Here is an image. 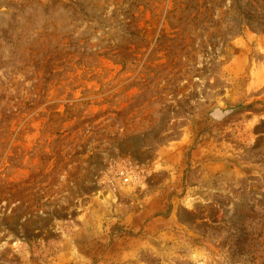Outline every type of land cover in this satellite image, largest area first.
I'll use <instances>...</instances> for the list:
<instances>
[{"label":"rangeland","instance_id":"374dc122","mask_svg":"<svg viewBox=\"0 0 264 264\" xmlns=\"http://www.w3.org/2000/svg\"><path fill=\"white\" fill-rule=\"evenodd\" d=\"M0 264H264V0H0Z\"/></svg>","mask_w":264,"mask_h":264},{"label":"water","instance_id":"95a60500","mask_svg":"<svg viewBox=\"0 0 264 264\" xmlns=\"http://www.w3.org/2000/svg\"><path fill=\"white\" fill-rule=\"evenodd\" d=\"M229 112V110H225V111H218L215 110L210 114V117L214 120H221L225 115H227V113Z\"/></svg>","mask_w":264,"mask_h":264},{"label":"built area","instance_id":"2783aa9c","mask_svg":"<svg viewBox=\"0 0 264 264\" xmlns=\"http://www.w3.org/2000/svg\"><path fill=\"white\" fill-rule=\"evenodd\" d=\"M120 176H121L122 178H124V182H126V181L128 180V178H127V176L125 175V172H124V171H121V172H120Z\"/></svg>","mask_w":264,"mask_h":264}]
</instances>
